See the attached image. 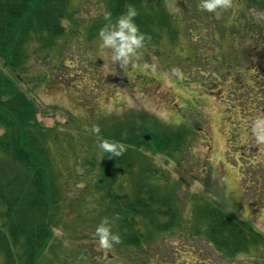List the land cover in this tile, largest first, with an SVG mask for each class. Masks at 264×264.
Listing matches in <instances>:
<instances>
[{"label":"rangeland","instance_id":"374dc122","mask_svg":"<svg viewBox=\"0 0 264 264\" xmlns=\"http://www.w3.org/2000/svg\"><path fill=\"white\" fill-rule=\"evenodd\" d=\"M71 3L77 9L68 22L72 35L58 40H65L69 46L65 55L72 53L77 62L71 68L60 64L56 70L50 65L55 71L50 79L46 60L45 77L33 88L42 102L38 119L46 126L59 125L56 139L62 141L55 139L52 148L56 176L66 184V200L55 214L53 239L43 260L264 264V243L229 256L197 232L204 219L199 203L203 200L219 202L264 232V145L256 142L252 129L255 119L264 115V0H220L212 10L200 7V0H169L166 6L174 14L175 31L165 34L158 50L144 43L135 63L124 66L111 61L107 50L100 56L98 33L108 19L105 0ZM90 31L96 33L89 37ZM59 48L52 49L53 58ZM247 58L260 69L250 68ZM35 73L41 78L39 67ZM131 112L154 123L153 131L182 128L180 151L163 155L147 149L133 165L135 172L146 166L154 170L153 181L160 190L177 197L180 224L164 231L154 228L156 240L140 246L121 239L100 249L95 229L105 220L110 224L107 207L98 192L88 193L77 183L87 187L90 174L99 169L102 132L111 129L116 117ZM122 129L126 134L127 129Z\"/></svg>","mask_w":264,"mask_h":264},{"label":"trees","instance_id":"16d2710c","mask_svg":"<svg viewBox=\"0 0 264 264\" xmlns=\"http://www.w3.org/2000/svg\"><path fill=\"white\" fill-rule=\"evenodd\" d=\"M105 2V15L111 14L106 15V23L126 11L127 4H133L137 9L134 20L146 34L144 43L154 50H158L165 34L175 31L173 13L166 6L169 0ZM76 12L71 0H0V126L4 129L0 133V264H54L45 262L43 254L53 239L55 214L61 201L66 200V184L56 176L52 148L59 125L46 126L38 119L42 102L33 88L45 77L42 65L46 60L50 79L55 72L50 65L55 70L60 64L75 66L77 60L72 53L71 57L64 53L69 46L58 39L72 35L68 22ZM95 33L90 31L89 37ZM57 45L58 56L53 58L50 54ZM251 59L247 58L248 66L258 71L260 67ZM38 67L41 78L35 73ZM122 128L127 129L126 134ZM154 129V123L136 118L135 112L116 117L111 129L102 132L101 140L123 143L125 150L119 156L103 151L97 161L98 171L90 174V184L85 187L77 183L88 193H99L112 231L120 234L121 241L135 246L155 241L154 228L164 231L179 225L182 214L177 197L169 193L172 191H161L153 181L154 170L140 166L135 172L133 168L147 149L163 155L182 149L181 127L168 126L158 132ZM56 141L61 144L62 138ZM142 144L147 147L142 148ZM203 202L199 203L204 219L196 231L203 232L217 250L234 256L250 252L258 242L264 243V232L252 220L225 209L219 202Z\"/></svg>","mask_w":264,"mask_h":264},{"label":"clouds","instance_id":"9594fccd","mask_svg":"<svg viewBox=\"0 0 264 264\" xmlns=\"http://www.w3.org/2000/svg\"><path fill=\"white\" fill-rule=\"evenodd\" d=\"M220 0H200V7L212 10L217 7ZM106 15H111L106 13ZM137 15L136 7L129 3L126 11L119 14L114 21H109L99 29V48L102 50L100 56L103 57V50L110 52V59L113 62H119L121 66L130 62L135 63V58L140 55L146 34L142 32L134 20ZM67 23V21H62ZM103 66H107L106 63ZM253 133L258 144L264 145V115L258 116L253 125ZM97 127H93V131H97ZM99 148L110 153L113 156H119L124 150L125 145L118 141H109L102 139L99 142ZM96 234L98 247L106 249L119 243L121 236L118 232L112 231L111 225L107 221H103L96 226Z\"/></svg>","mask_w":264,"mask_h":264},{"label":"water","instance_id":"95a60500","mask_svg":"<svg viewBox=\"0 0 264 264\" xmlns=\"http://www.w3.org/2000/svg\"><path fill=\"white\" fill-rule=\"evenodd\" d=\"M146 137H148V135H146Z\"/></svg>","mask_w":264,"mask_h":264}]
</instances>
